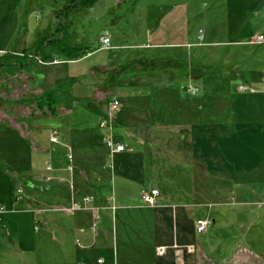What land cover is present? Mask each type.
Wrapping results in <instances>:
<instances>
[{
    "label": "rangeland",
    "instance_id": "rangeland-1",
    "mask_svg": "<svg viewBox=\"0 0 264 264\" xmlns=\"http://www.w3.org/2000/svg\"><path fill=\"white\" fill-rule=\"evenodd\" d=\"M137 1L144 2L143 6H148L149 11H145L151 14L150 26H152L157 17L155 13L157 7L150 4L151 0ZM160 1L179 2V0ZM188 1H190L188 2L191 8L190 13H192L190 23L193 45L196 46L191 53L193 58L189 59L194 66L196 64L200 66L202 62L204 65L203 60L206 59V68H209L205 80L197 78L193 83L184 70L172 76L158 67V64L161 68L169 66L166 62L168 59L164 58L167 53L169 54L166 50L163 53H156L162 59L155 56L147 58L159 60V63H154V66L160 69L158 72H132V66L120 69V65L123 66L125 63L138 59L129 58V56L121 58L119 64L116 62L112 65L111 61L114 58H108L106 65H96L95 62L103 61L104 58H101L103 52L84 61L70 62L63 58L60 64L51 62L43 64L34 60L30 68L21 69L19 65L24 58L22 50L35 48L38 41L46 37L48 31L52 33L56 25L60 23V19H54L51 12L59 10L63 0H24L28 3L29 9L23 8L18 11L19 8H17L15 12L11 10L8 15L3 14V7L0 8V49H4L0 50V207L5 209L0 214V232L16 235L18 245L31 250L28 255L32 264H60V230L57 226L60 222V212H38L41 208L60 205L57 202L60 190H35L24 182L25 179L36 180L43 176L46 163L56 165L55 153L62 158L68 150L72 152L73 180L66 176L67 180H63L62 184L67 185L68 180H72L75 191H84L85 194L90 193L89 196L96 198L105 193L108 195V188L114 192L113 186H118L120 181L129 180L132 184L127 188V193L129 192L135 198V201L129 205H143L139 193L145 189H157L160 196L167 200L169 195L173 194L170 182L175 177V168L184 173L180 176L182 179L189 177L187 175L189 170H180L183 166L181 155L186 149L184 136L188 127L175 125L189 117L186 112L184 113L183 102L193 98L194 101L198 100L202 92L203 98L200 100L202 114L206 119L215 121L217 117H224L227 114L225 106L230 101L226 93L237 94L239 83H243L237 77L238 74L230 72L229 68L237 67L240 65L238 63L247 64V66L256 65L261 73L257 75L264 77L262 72L264 47L248 45L237 47L231 46V42L228 43V41L238 40L237 37L245 39L247 33H253L255 25L259 26L261 21L264 24V0ZM131 4L132 0L124 4L125 6L122 5L120 11L123 8L131 9L134 6ZM207 11L213 12L214 18L218 14L221 16L222 24L218 25L217 22L213 26L211 24L210 29L213 30V38L222 42L216 46L200 47L201 42L197 37L200 31L198 30L205 29L202 15ZM118 12L116 10L114 13ZM86 16L87 12L84 10H75L70 13L67 33L71 35L74 30L78 40L82 38L77 44L70 39V44L96 49V41L102 34L105 24L104 21H92L90 25L82 26ZM110 17L111 15H108L105 18ZM248 20L250 26L245 30L244 25ZM230 23L235 27L238 26L237 34L227 33ZM263 24L256 29L257 33L264 32ZM261 27H263L262 30ZM218 28L219 31H217ZM253 50H257V53L253 54ZM142 52L135 49V54L140 55ZM47 53L48 49L45 48L41 54ZM27 58L30 63V58L34 57ZM51 58L60 59V54L56 52L51 55ZM6 64L10 67H5ZM107 83L112 84L113 88L117 86L118 92L109 89ZM255 83L253 88L257 91L256 93L261 94L263 99L260 102L253 97L251 103L255 109L246 114L249 119L243 121L246 126L253 124V128L259 132L255 142L247 146L252 150H249L250 153L254 155L252 161L254 172L251 175L242 174V176L244 180H252L261 185L259 190L262 193L259 195L256 192L253 200L256 204L249 208L239 207L236 202L214 208L218 222L211 225L206 234L207 237L208 235L219 237L225 247L224 254L228 255L238 241L248 245L254 243L252 249L264 254V203H261L264 200V82L261 79ZM174 84L180 94L173 95L172 99L179 98L181 102L176 101V104L171 102L173 104L171 106L168 99L166 102L162 101V96L169 98L168 94H161L168 92V88ZM147 85L150 86L149 90L142 88ZM57 88L59 89L57 115L41 113L33 104L28 103L40 92ZM128 88L130 91H127ZM194 89L199 92L192 95L189 90ZM112 99H119L122 105L120 112L115 114L111 121V135L115 143L124 147L123 152L114 155H111L105 147L103 136L107 133L100 127V121L104 118V112L108 111V104ZM177 109L181 111L177 112ZM192 110V113L196 112L195 109ZM172 111L178 113V119L174 118ZM6 121L18 131L11 129ZM53 132L57 133L59 141L61 135L60 144L49 143V136ZM21 136L31 139L33 144L37 142L40 146L39 150H35L31 146L32 142ZM132 136L138 138V142H135ZM175 138L180 141L175 146L176 152L173 151ZM17 173L21 177L19 182L13 179L15 178L13 174ZM191 178L193 179V175ZM90 185L95 189H90ZM18 189L22 191L21 195L16 193ZM115 191L118 194L122 193ZM65 193L68 192L65 191ZM17 196L20 199L15 201L14 198ZM32 198L37 203L33 204ZM108 201L110 202V198ZM118 203L116 201L112 204L118 205ZM111 205L108 204V206ZM32 210H35V216ZM96 212L99 220H92L90 214L89 217L85 216L89 219L86 229L91 226L97 227L98 234L99 231L102 233L96 248L100 247L106 252L117 247L119 259L124 257L121 255L124 253L130 259V264L152 263L153 236L149 225V209L112 211L111 208H105ZM121 215L127 216L126 224L121 222ZM138 216L143 219L139 234L136 233L135 224L131 223V219H136ZM104 219L106 222L102 224L104 229L102 231L100 221Z\"/></svg>",
    "mask_w": 264,
    "mask_h": 264
},
{
    "label": "crops",
    "instance_id": "crops-1",
    "mask_svg": "<svg viewBox=\"0 0 264 264\" xmlns=\"http://www.w3.org/2000/svg\"><path fill=\"white\" fill-rule=\"evenodd\" d=\"M129 1L99 0L92 8L84 10L87 12V16L82 26L84 24L90 25L92 21H104L105 27L102 28V34L96 41V49H91L89 46L79 47L78 45H71L70 39L77 44L82 38L78 40L76 37L77 33L74 30L72 31L74 36L69 34L67 42L69 46L87 48L89 51L83 57L84 59H80V61L93 58L103 52L104 54L101 57L104 58L103 61L95 62L96 65H106L108 58H114L111 61L112 65L116 62V64H119L118 62L121 58L129 56V58L138 59L125 63L123 66L120 65V69L125 66H132V72L138 73L147 71L158 72L162 69L172 76L184 70V73L190 76L192 83L195 77L205 80L209 70V68H206V59L203 60L205 64L203 65L202 62L200 66H196L197 64L194 66L191 60L193 58L191 54L193 47L196 46L193 45L194 39L191 31L192 13H190L191 8L188 3L190 1L179 0L178 3H174L173 1L151 0L150 4L157 7L155 11L157 17L153 21L154 24L152 26H150L151 14L147 13L149 11L147 10L148 6L142 5L144 2L132 0L131 5L134 6L131 9L123 8L120 11V8ZM2 7L4 8L3 14L7 15L11 13V10L15 12L17 8H19L18 11L23 8L29 9L28 3L24 2V0H0V8ZM75 10L81 9H74L73 11ZM116 10L119 12L114 13ZM108 15H111V17L105 18ZM214 16L213 12L210 13V11L202 15L205 29L198 30L202 34L200 47L216 46L222 42L213 38V30L210 29L216 22L218 25L222 24L221 16L219 14L215 18ZM245 23L244 29L246 30L250 26L249 20ZM260 24L262 25L263 22L261 21L259 26L255 25L253 33H247L244 37L245 39L237 37L238 40L228 41V43L231 42V46L236 45L237 47H244V45L264 47V44L253 42L256 36L264 34V32L257 33L256 29L260 27ZM232 26L233 24L230 23L227 33L237 34L238 26ZM262 29L263 27H261ZM217 31H219V28ZM103 35H107L110 39L109 49H100L99 39ZM135 49L143 51L142 54H135ZM165 50L169 51V54L167 53V56H164L165 59H168L166 62L169 66L161 68L158 64L159 69L154 66V63H159V60L147 59L154 58L153 56L162 59L156 53H163ZM253 51V54L257 53V50ZM63 58L65 56L60 54V60ZM238 64L240 65L237 67L232 66L229 68V71L238 74L237 77L242 80L243 83H239L238 86H248L247 88L252 90V92L239 91L237 88V94L226 93L230 102L225 106L227 112L226 116H224L225 118L217 117L214 121L204 117L202 114V102L200 101L203 98L202 92L198 100L194 101L193 98L190 101L183 102L184 113L186 112L189 117L185 121L179 122V124L178 122L175 123V125L176 127H188L184 136V139L186 137V149L184 154L182 153L181 155L183 157V166L180 167V170H189L187 173L189 177L185 180L182 179L180 176L184 173L175 168V177L170 182L173 194H170L167 200L160 196L159 192L157 203L153 207L129 205L135 201V198L129 192L127 193V188L132 184L129 180L120 181L118 186H113L114 192H111L112 189L108 188L109 194L106 195L105 193L103 195L104 198L103 196L95 198L94 196H89L90 193L85 194L84 191H75L72 183L74 170H67L66 152L62 158L55 153L57 164H51L53 169L51 172H46L44 168L45 173L39 179L24 180L25 184L30 185L35 190H60V195L57 199L60 205L45 209L41 208L38 211L40 213L47 211L60 212V222L57 224L60 230V264H130V259L124 253H121L124 257L119 259L120 255L117 247L106 252L100 247L96 248L97 243H100L99 240L102 233L99 231L98 234V231H96L97 227L91 226V228L86 229V223L89 219L85 218V216L89 217L90 214L92 220H99L96 211L105 208H111L112 211H126L134 208L149 209V225L153 236V261L151 264H264V254L252 249L254 243H249L248 245L238 241L233 245V250L228 255L224 254L225 247L219 237L209 235L207 237V230L203 234H198L195 231V222L199 219H207L211 222V225H215L218 222L217 216H215L217 212L213 211L217 206L223 204L231 205L236 202L239 207L249 208L256 204L253 201L257 194L256 192L259 195L262 193L259 190L262 187L261 185L256 184L252 180H244L242 174L245 176L254 172L252 162L254 155L250 153L252 150L247 148V146L255 142L259 132L253 128V124L246 126L243 121L248 120L249 118H247L246 114L255 109V106L251 103L253 97L262 102L261 94L256 93L257 91L253 88V85L256 84V81H261L263 75L261 77L257 75L261 73H259L260 70L256 65ZM237 68L238 70H236ZM262 72L264 73V70ZM142 88L149 90L150 86L147 85ZM114 91L117 92V90ZM163 94H168L169 98L162 96V101L166 102L168 99L171 106L173 105L171 102H175V104L176 101L181 102L178 97H176L178 100L172 99L173 95L176 96L177 94L178 96L180 94L175 84L168 88V92L161 95ZM117 100L120 102L119 99ZM120 103L122 105V102ZM176 107L178 106L176 105ZM192 109H195L196 112L192 113ZM176 111L180 112L181 110L177 109ZM173 114L174 118L178 119V113L173 112ZM61 139L60 135V142ZM132 139L138 142V138L133 137ZM179 142L175 138L174 152H176L175 146ZM48 164L50 163H46L45 167ZM13 175L15 182H19L20 175L18 173ZM192 175L193 179L191 178ZM45 176H50L51 181L43 182L41 179ZM66 176L72 178V180H68L69 183L63 185V180H67ZM90 189L95 188L90 185ZM115 190L122 193H115ZM65 191L68 193L66 194ZM86 198L90 200L89 203L84 202ZM109 198L111 203L108 201ZM19 199V196L14 198L15 201ZM116 201L119 202L118 205L112 204ZM32 203H37V201L32 198ZM90 203L94 204L89 205ZM261 203L263 204L264 200ZM108 204L112 205L108 206ZM204 209L207 210L204 211ZM32 213L35 216V210H32ZM120 219L123 224L128 222L126 215H121ZM35 222H38V220H35ZM105 222L106 219L100 221L102 231L104 230L102 224L104 225ZM131 223L132 225L135 224L136 233L139 234L143 226V219L138 216L136 219L132 218ZM17 239L16 235L0 232V264H32L28 255L31 250L18 245ZM230 246H232L231 243ZM99 261L101 262L99 263Z\"/></svg>",
    "mask_w": 264,
    "mask_h": 264
},
{
    "label": "trees",
    "instance_id": "trees-1",
    "mask_svg": "<svg viewBox=\"0 0 264 264\" xmlns=\"http://www.w3.org/2000/svg\"><path fill=\"white\" fill-rule=\"evenodd\" d=\"M98 0H63V5L59 10H55L52 12V16L54 19H60V23H58L51 33L50 31L47 32V36L41 38L38 41V45L35 48H28L22 50V55L24 56L23 62L19 65L21 69H28L30 64L35 60H39L42 63H50L52 61L51 55L58 52V54L64 55V60L73 62L79 61L80 59H84L89 51L87 48H75L69 46L67 44L69 34L67 33V26L69 25V15L74 9H81V10H88L92 8ZM39 32L37 33V35ZM60 36V38L58 37ZM45 48L48 49V53L42 55V50ZM33 56L34 58H30L31 62L29 63V58ZM1 66V64H0ZM5 67H10L9 64H6ZM195 77V76H194ZM199 77V76H197ZM194 79H197L196 77ZM112 90H117V86L113 88L111 85L107 83ZM136 90V89H135ZM130 91V88L127 89ZM134 91V90H133ZM116 96L114 93H112ZM120 97V96H119ZM118 97V98H119ZM122 99V98H121ZM123 100V99H122ZM21 101V100H20ZM29 104H33L36 110H39L41 113H47L50 116L57 115L58 103H59V89H53L50 91L40 92L36 96H34L30 101ZM122 115V114H121ZM4 121V120H3ZM7 122V121H6ZM11 129L18 131L15 127H11L10 123L7 122ZM28 133V131H25ZM21 138L27 139L29 142L31 139L21 136ZM32 142V141H31ZM37 142H32V147L36 150H39ZM18 197V196H17Z\"/></svg>",
    "mask_w": 264,
    "mask_h": 264
},
{
    "label": "built area",
    "instance_id": "built-area-1",
    "mask_svg": "<svg viewBox=\"0 0 264 264\" xmlns=\"http://www.w3.org/2000/svg\"><path fill=\"white\" fill-rule=\"evenodd\" d=\"M202 40V34L200 32V35L198 36V41L201 42ZM253 42L256 44H264V34H260L256 36L253 39ZM99 44H100V49H109L110 48V39L107 35H103L99 39ZM39 63H42L41 61L38 60ZM61 60L59 58H53L51 63L52 64H60ZM46 64V63H43ZM262 81L264 82V77L262 78ZM239 91H250L252 90L248 89L244 85L238 86ZM192 95H195L199 91L197 89L194 90H189ZM121 104L117 99H112L109 104H108V111L104 112V118L102 121H100V127L102 130L106 131V135L103 136V143L105 147L108 149L109 153L111 155L118 154L124 151V147L118 143H115L114 137L111 135V130H112V119L113 116L117 113L120 112ZM50 144L56 145L60 144L59 141V136L57 135L56 132H53L48 139ZM72 160H73V154L70 150L66 152V161L68 163L67 165V170L72 171ZM46 172H51L52 166L51 164H48L45 167ZM43 182H49L51 181L50 176H45L41 179ZM16 193L21 195L22 191L20 189L16 190ZM159 197V191L157 189H152V190H142L140 192V201L143 205L148 206V207H153L157 203V199ZM89 199L86 198L84 199V202L89 203ZM75 206V205H74ZM5 211L4 207L0 208V214ZM211 226V222L207 219H199L195 222V231L198 234H203L206 232V230ZM101 261H99L100 263Z\"/></svg>",
    "mask_w": 264,
    "mask_h": 264
}]
</instances>
